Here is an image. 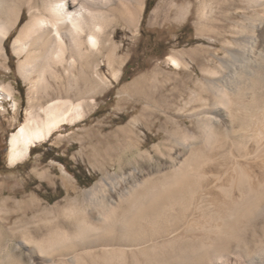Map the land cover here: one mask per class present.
<instances>
[{
    "label": "bare ground",
    "instance_id": "obj_1",
    "mask_svg": "<svg viewBox=\"0 0 264 264\" xmlns=\"http://www.w3.org/2000/svg\"><path fill=\"white\" fill-rule=\"evenodd\" d=\"M248 1L258 6L262 0ZM145 2L0 0V60L7 58L6 40L18 28L13 49L20 57L19 72L38 98L51 99L40 110L30 112L11 133V164L24 160L60 126L73 124L87 114L93 94L107 84L99 71L103 48L109 50L107 59L118 78L121 71L114 68L119 48L117 25L122 21L128 27L136 26ZM26 8L30 17L22 24ZM254 10L252 15L243 14L251 21L240 23L243 30L235 38L237 46L227 50L224 76L206 81L217 100L196 117L203 135L181 125L168 130L171 136L180 134L177 143L189 149L185 158L177 160L180 169L132 184L126 174L109 173L87 188L81 199L68 201L58 212L62 219L47 229L33 230L34 236L38 230H46L43 238L36 240L31 235V239L42 248L66 252L65 264H228L230 258H235L234 264H264V181H252L247 167L233 154L237 150L247 158L243 148L250 143L259 146L257 153L264 151V103H258L264 97V50L255 43L253 33L259 24L258 11ZM170 59L180 65L176 56ZM91 60L96 61L94 83L86 73V68L92 67ZM0 96H14L11 82H0ZM223 104L231 108L226 110ZM201 136L204 138L199 142L186 141ZM217 153L233 156L235 172L232 181L218 183L222 182L219 176L212 185L220 189L223 196L219 199L208 196L212 182L201 170V159H214ZM160 186L163 190L175 187L168 192L176 196L165 200V191L151 189ZM26 244V240L20 241V245ZM13 253L9 256L18 258ZM129 254L132 263L127 262ZM30 263L34 264L32 258Z\"/></svg>",
    "mask_w": 264,
    "mask_h": 264
},
{
    "label": "rangeland",
    "instance_id": "obj_2",
    "mask_svg": "<svg viewBox=\"0 0 264 264\" xmlns=\"http://www.w3.org/2000/svg\"><path fill=\"white\" fill-rule=\"evenodd\" d=\"M251 4L248 0H146L139 25L128 27L122 21L117 25L115 41L119 48L114 68L121 71L118 78L107 59L109 50L103 48L99 71L107 84L93 94L94 100L86 106L87 114L73 124L60 126L24 160L11 164V133L30 112L51 101L41 96L40 100L21 76L20 57L13 49L19 29L14 30L5 43L7 58L0 60V82L14 86L13 97L0 96V264H31V258L34 264H65L66 252L42 248L36 240L43 238L46 230H38L34 236V229H47L62 219L58 212L66 203L81 199L87 188L109 173L126 174L132 184L180 169L177 160L185 158L189 149L177 143L180 134L171 136L168 130L181 125L203 135L196 117L205 114L217 100L206 81L224 76L227 50L237 46L235 38L243 30L240 23L251 21L243 14L252 15L254 9L259 24L253 33L255 43L264 50V0L258 6ZM28 16L26 8L22 24ZM172 55L180 65L171 61ZM93 64L95 60H91L92 67L86 68L91 83ZM259 100L262 105L264 97ZM252 125L237 126L242 130ZM203 138L186 141L193 144ZM249 145L241 149L248 153L247 158L237 150L234 157L237 155L238 162L247 167L252 181H264V151L257 153L256 143ZM232 157L217 153L214 159H201V170L212 182L208 196L222 198L220 189L212 185L219 179L222 182L218 183L232 181ZM174 188L151 189L168 193L162 194L167 200L176 196L168 192ZM112 195L117 199L116 192ZM22 240L27 241L26 246L20 245ZM10 251L18 258L10 257ZM234 259L230 258L228 264H234ZM127 262H133L132 255H128Z\"/></svg>",
    "mask_w": 264,
    "mask_h": 264
},
{
    "label": "trees",
    "instance_id": "obj_3",
    "mask_svg": "<svg viewBox=\"0 0 264 264\" xmlns=\"http://www.w3.org/2000/svg\"><path fill=\"white\" fill-rule=\"evenodd\" d=\"M148 10H149V7L147 6L146 11H148ZM31 152H34V147L32 148ZM78 178H79V176H78Z\"/></svg>",
    "mask_w": 264,
    "mask_h": 264
}]
</instances>
